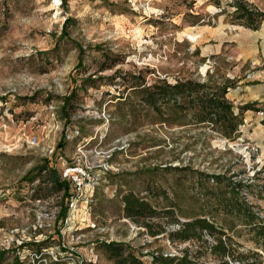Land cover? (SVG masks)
<instances>
[{"label": "rangeland", "instance_id": "rangeland-1", "mask_svg": "<svg viewBox=\"0 0 264 264\" xmlns=\"http://www.w3.org/2000/svg\"><path fill=\"white\" fill-rule=\"evenodd\" d=\"M219 1L225 8L231 2ZM245 1L264 11V0ZM215 4L0 0L3 264H116L99 248L101 242L123 243L145 264L152 254L180 256L185 249L197 254L198 243L150 237L124 216L123 194L152 184L178 204L182 222L200 214L184 175L157 168L190 167L244 179L252 184L245 195L264 217V23L257 31L234 24ZM75 43L86 51L83 68ZM98 48L116 60L114 69L97 72L103 60ZM119 70L154 73L148 79L234 83L227 99L236 109L251 107L239 134L226 139L208 127L167 125L144 107L129 111L128 94L118 98L115 86L79 90L82 79ZM76 84L68 121L62 108ZM46 164L69 180L71 199L63 200V193L38 199V170ZM64 209L66 218L59 220ZM201 262L214 263L208 255Z\"/></svg>", "mask_w": 264, "mask_h": 264}, {"label": "trees", "instance_id": "trees-1", "mask_svg": "<svg viewBox=\"0 0 264 264\" xmlns=\"http://www.w3.org/2000/svg\"><path fill=\"white\" fill-rule=\"evenodd\" d=\"M213 1L220 9L224 8L222 13L227 12L234 24L257 31L264 23V12L245 0H231L227 8L219 0ZM75 45L82 60L79 67L83 68L86 51ZM98 51H102L103 60L97 72L114 69L116 60H112L108 52L100 48ZM151 74L154 73L134 74L119 70L110 77L90 76L82 79L79 90L88 86L99 89L104 84L115 86L120 90L118 98L123 99L124 94H128L130 100L123 102L129 111L136 106L144 107L167 125L208 127L226 139L239 134L240 127L244 125V113L251 106L236 109L227 99L234 83L211 84L192 78L170 80L156 75L148 79ZM77 87L76 84L75 90L64 99L62 113L68 121L71 109L75 107L73 103L77 101ZM156 171L183 174L186 184L191 185L195 197L200 201V214L182 222L178 204L162 186L152 184L138 193L130 190L123 194L125 218L145 229L150 237L164 236L171 243H198L201 250L194 254L190 249H185L180 256L152 254L151 264H205L201 258L206 255L214 261L212 264H264V217L262 211L245 195L252 184L244 179L239 180L237 176L207 174L190 167H165ZM38 175L41 180L36 190L40 195L38 199L43 197L41 195L49 198L59 193H63V200L71 199L69 180L64 179L55 168L46 164L38 170ZM181 187L183 184L178 185V188ZM257 198L262 199L261 192ZM66 215L67 210L64 209L58 219L64 220ZM165 224L177 225L178 229L168 231ZM99 248L116 264H145L123 243L101 242ZM6 253H0V264H3Z\"/></svg>", "mask_w": 264, "mask_h": 264}, {"label": "built area", "instance_id": "built-area-1", "mask_svg": "<svg viewBox=\"0 0 264 264\" xmlns=\"http://www.w3.org/2000/svg\"><path fill=\"white\" fill-rule=\"evenodd\" d=\"M69 173H70L69 170H66L65 173H64V176L67 177L69 175ZM79 185H81V183H79Z\"/></svg>", "mask_w": 264, "mask_h": 264}, {"label": "crops", "instance_id": "crops-1", "mask_svg": "<svg viewBox=\"0 0 264 264\" xmlns=\"http://www.w3.org/2000/svg\"><path fill=\"white\" fill-rule=\"evenodd\" d=\"M248 1H249L250 3H253L252 0H248ZM260 11H261V10H260ZM262 12H264V11H262Z\"/></svg>", "mask_w": 264, "mask_h": 264}]
</instances>
